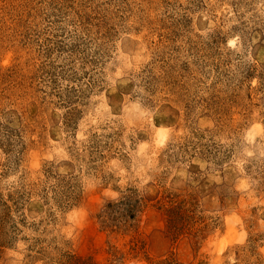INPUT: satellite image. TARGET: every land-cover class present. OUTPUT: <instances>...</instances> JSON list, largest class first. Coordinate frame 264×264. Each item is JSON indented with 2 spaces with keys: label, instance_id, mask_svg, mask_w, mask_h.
<instances>
[{
  "label": "rangeland",
  "instance_id": "374dc122",
  "mask_svg": "<svg viewBox=\"0 0 264 264\" xmlns=\"http://www.w3.org/2000/svg\"><path fill=\"white\" fill-rule=\"evenodd\" d=\"M0 264H264V0H0Z\"/></svg>",
  "mask_w": 264,
  "mask_h": 264
}]
</instances>
